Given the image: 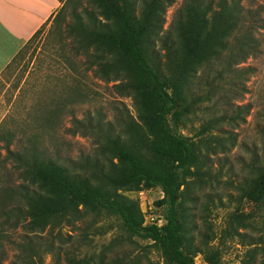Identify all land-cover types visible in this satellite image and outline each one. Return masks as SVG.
Listing matches in <instances>:
<instances>
[{"label":"trees","instance_id":"trees-1","mask_svg":"<svg viewBox=\"0 0 264 264\" xmlns=\"http://www.w3.org/2000/svg\"><path fill=\"white\" fill-rule=\"evenodd\" d=\"M58 1L59 9L28 42L49 24L47 35L70 54L66 61L72 71L80 74L72 61L80 59L86 71L114 83L117 94L133 99L136 117L115 108L117 128L102 119L95 125L73 120V133L93 132L97 144L93 156L74 161L50 153L38 129L28 132L23 123L6 128L4 116L0 264H91L94 259L78 257L70 236L60 232L77 228L89 212L114 216L129 237L157 251L164 264H196L197 256L205 264H221V251L208 245L206 234L195 242L186 207L192 200L189 185L206 174L200 169V145L207 144L204 136L213 124L203 125L198 131L202 137L194 140L180 132L181 122L203 101L199 96L186 99L200 71L218 65L228 73L232 65L259 53L256 34L262 19L255 5L264 0H182L166 32L165 14L176 0ZM56 118L51 112L43 121L50 126ZM260 134L262 154L252 155L250 177L236 188L252 211L228 215L222 232L247 247L240 264H264V126ZM140 188L161 190L155 202L164 221L160 227L144 225L136 204L120 193ZM247 228L256 233H241ZM96 264L138 262L116 255L108 261L101 253Z\"/></svg>","mask_w":264,"mask_h":264},{"label":"rangeland","instance_id":"rangeland-1","mask_svg":"<svg viewBox=\"0 0 264 264\" xmlns=\"http://www.w3.org/2000/svg\"><path fill=\"white\" fill-rule=\"evenodd\" d=\"M181 2L176 0L167 9L164 32L169 29ZM255 6L261 8L262 19V28L256 34L259 53L232 65L228 73L218 65L200 71L186 99L190 101L199 96L203 101L181 122L180 132L194 140L202 137L198 131L203 125L213 124L204 136L207 144L203 141L200 145L203 156L200 169L206 174L203 181L192 180L189 185L192 200L186 207L193 223L191 233L195 242L206 234L208 245L220 249L221 264H240L247 250L240 238H224L222 232L228 215L252 211L251 206L239 198L236 188L250 177L248 165L252 155L261 156L263 151L260 130L264 126V5ZM48 29L49 24L26 43L17 59L0 75V121L6 116L8 129L22 123L28 132L38 129L50 153L76 161L81 156H93L97 144L93 132L82 134L80 130L74 134L73 120L95 125L102 119L104 123L114 124L115 108L124 109L134 118L136 110L131 97L120 96L112 89L114 83L102 81L86 71L80 59H72L80 73L75 74L66 61L70 54L62 51L60 43L47 35ZM162 53L157 45L156 55L161 61ZM51 112L57 118L49 126L43 119ZM120 193L136 204L144 223L149 217L161 218V209L155 205L162 197L159 188ZM240 231L247 236L256 233L248 228ZM60 232L64 237L70 236L68 239L78 257L94 259L91 264H96L101 253H105L108 261L116 255L129 257L138 264H164L157 251L129 237L120 222L104 212H89L77 228L65 227ZM195 262L205 264L200 256Z\"/></svg>","mask_w":264,"mask_h":264},{"label":"crops","instance_id":"crops-1","mask_svg":"<svg viewBox=\"0 0 264 264\" xmlns=\"http://www.w3.org/2000/svg\"><path fill=\"white\" fill-rule=\"evenodd\" d=\"M59 7L58 0H0V73Z\"/></svg>","mask_w":264,"mask_h":264},{"label":"built area","instance_id":"built-area-1","mask_svg":"<svg viewBox=\"0 0 264 264\" xmlns=\"http://www.w3.org/2000/svg\"><path fill=\"white\" fill-rule=\"evenodd\" d=\"M148 221H146L145 223H144V225H155V226H157V227H160L162 224H163V218H162V216H161V218L160 219H154V218H152V217H149V219H147Z\"/></svg>","mask_w":264,"mask_h":264}]
</instances>
